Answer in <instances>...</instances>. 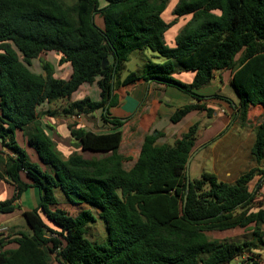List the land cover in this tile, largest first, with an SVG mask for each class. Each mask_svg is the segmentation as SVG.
I'll use <instances>...</instances> for the list:
<instances>
[{
	"label": "trees",
	"instance_id": "1",
	"mask_svg": "<svg viewBox=\"0 0 264 264\" xmlns=\"http://www.w3.org/2000/svg\"><path fill=\"white\" fill-rule=\"evenodd\" d=\"M71 1L0 0V143L6 150H0V178L7 177L16 190L0 202V214L14 213L29 189L39 192L38 207L23 214L29 232L13 240L0 238V264H54V259L58 264H261L249 250L251 242L214 240L211 234L252 228V236L264 246V208L257 201L264 168L252 167L234 183L205 172L190 182L188 191L186 167L199 131L195 124L172 145L158 142L161 132L147 135L127 169L132 158L119 153L125 123L112 117L111 109L119 104L121 87L144 80L175 87L196 102L177 109L172 123L193 111L212 117L215 111L206 101L229 99L206 98L198 91L211 86L217 75L222 81V74L231 72L239 98L234 109L242 121L252 108L264 110V0H180L174 15L192 17L174 48L165 34L177 20L168 24L162 17L171 0ZM97 16L103 28L97 26ZM146 50L165 61H147L142 72L122 79L130 57ZM52 52L62 56L60 66L71 65L69 80L56 78L55 67L45 60L42 74L32 70L34 60ZM189 71L195 72L191 84L174 78ZM95 83L99 101H70L81 86ZM59 101L69 102L49 116L102 111L113 132L97 134L72 123L69 131L82 151L104 157L86 159L77 152L64 157L58 151L42 127L38 108ZM18 131L25 132L45 169L19 145ZM251 156L258 165L264 161V122ZM56 189L73 205L86 203L99 210L107 229L105 243L87 238L96 222L92 213L72 215L61 208ZM11 244L16 248L6 249Z\"/></svg>",
	"mask_w": 264,
	"mask_h": 264
},
{
	"label": "crops",
	"instance_id": "2",
	"mask_svg": "<svg viewBox=\"0 0 264 264\" xmlns=\"http://www.w3.org/2000/svg\"><path fill=\"white\" fill-rule=\"evenodd\" d=\"M165 13L166 12H164L162 15L163 19L165 17L164 16ZM98 17L99 16L95 18L96 24ZM174 17L175 18L173 20L168 19L166 21L164 19L165 22L168 24L173 22L174 20H177L176 23L172 25L165 34L166 43L168 40L169 45L168 43L167 45L171 48L176 47L177 36L180 34L182 29L185 27V25L191 20L192 16L187 15L184 17H177L174 15ZM50 54H52L50 59L49 58L43 59L41 58L42 57L41 55L38 61L41 62L45 60L50 62L54 67L56 65L57 67H55V77L59 79L69 80L72 75L71 65L64 64L60 66L59 62L62 56L55 52L49 53V55ZM151 57L154 60H157L158 62L161 63L165 61L154 55H151ZM53 58L57 60L56 63L52 61ZM42 73H43V69L42 71L38 72V74H42ZM174 78L185 84H191L195 78V72L192 71L178 72L174 75ZM218 79L219 76L217 75L215 82L211 86L199 90L198 94L206 98L214 95L224 97L223 94H225L224 92L225 89L226 91L229 92V94H225L226 97L229 99V102L226 101L225 99H220V98L209 99L206 101L207 107L215 111L212 117H209L207 113L203 111H193L189 115H187L181 122L177 124L171 122L170 119L171 115L177 109H181L187 105L196 103L189 95L181 92L175 87L160 85L157 84L156 82H145L144 80H140L138 83L131 86L121 87L119 89V93H120L119 104L117 107L111 109V116L122 119L123 122L125 123L121 128L124 140L119 149V153L130 158L132 154L137 153V155H139L144 138L147 135L153 134L154 132L162 133V137L158 141L159 143H167L172 145L183 134L188 132L191 126L198 124L199 125L198 139L196 141L193 154L200 148L214 144V147L222 148V151H224L225 155H227L226 159L229 162L228 163L229 167L226 170L227 176H231V172L233 171V169H230L231 168L230 166H238V167L245 166L248 161L250 162V158H252V156H250V158L249 155L245 156V152L242 151L243 133L236 135L235 131L237 128H239L238 126L240 124H242V128L246 127L249 124L251 113L252 111L255 110V108L249 110L247 119L245 122H243L240 114L239 113L237 114V110L234 109L239 103V98L237 93L231 86V81L233 79L232 73L225 72L222 74V81H219ZM228 88H230L231 90H228ZM85 97H90L93 101L100 100V90L96 83L92 85L85 84L81 86L79 91L72 96L70 101L81 100ZM62 102H64V106H65L69 101H62ZM55 103L52 105H49L48 103H44L42 106L38 108V113H39V120L42 124L43 129L54 141L58 151L64 157H68L69 155L75 152L81 154L86 159H93V158L100 159L104 157V154L82 151V149L76 145L69 131V125L72 123V124H76L78 128L85 129L86 131H92L97 134H109L113 132L111 125H106L103 122L102 111L89 114L88 118L90 119L88 120L84 117V114L72 116V117H64V116L51 117L48 115V112L61 110L53 107ZM19 137L22 139L24 148L30 147V145L28 144V137L25 134V132L18 131L16 134L17 141L19 140ZM66 145H69V147L64 148ZM71 145L77 147V149L71 151L70 150ZM123 149H125L124 153L122 152ZM0 150L6 151L1 146V143H0ZM66 150L70 152L68 153L69 155L67 154ZM83 153L84 154L91 153L92 157H88L86 154L84 155ZM249 153L251 154V149ZM136 160L137 158L132 159L131 161L135 162ZM39 162H34V163L40 164L41 167L45 169V166H43L41 162L40 163ZM216 174L219 177V174L218 173ZM22 179L25 182L30 183L26 178L25 174H22ZM15 192L16 190L14 186H12L7 182V177L0 178V202L11 199L15 194ZM26 193L29 194L30 196L27 198L26 201L23 200L22 197L17 202V210L14 213L8 215L0 214L1 226H6L9 228V227L21 226L22 223L27 225L23 214L27 211H31L38 207L39 192L36 188H31L28 191H26L24 194ZM29 199H30V203L33 202L34 200L35 204L34 205L32 204L31 205L32 207L28 203ZM1 237L2 236H0V238ZM214 240H218V239H214ZM14 248H16L15 244H11L6 247V249H14Z\"/></svg>",
	"mask_w": 264,
	"mask_h": 264
},
{
	"label": "rangeland",
	"instance_id": "3",
	"mask_svg": "<svg viewBox=\"0 0 264 264\" xmlns=\"http://www.w3.org/2000/svg\"><path fill=\"white\" fill-rule=\"evenodd\" d=\"M180 0H171L167 9H166V13L164 14V19L167 21L168 19L173 20L174 17V9L177 5V3ZM68 4H71L72 1L71 0H67ZM106 3L104 1L101 2V5L104 6ZM170 15V18H169ZM97 24L99 27L103 28L104 27V21L102 20V18L98 17L97 18ZM167 43L169 45V41L167 40ZM145 52V53H143ZM143 52H136L134 53L131 57L129 62H127L124 66V71L122 74V78H126L127 75L131 72H142L143 66L147 61H152L154 63H161L158 62L157 60H154L151 55L157 56L159 58H161L163 61L165 60L164 58L160 57L159 55L151 52L150 50H146ZM49 53L42 55L41 58L43 59H47V58H51L52 54L49 55ZM150 59V60H149ZM52 61L54 63H56V59H52ZM42 64L40 61L38 60H34L33 62V66L31 67L32 70L35 73H38L40 71H42ZM55 67H57L55 65ZM228 90H231L230 88H228ZM225 94H229L228 91H226L224 89ZM223 94L224 98H227L226 95ZM228 99V98H227ZM64 106V102L59 101L56 102L55 105H53L54 108L56 109H61ZM84 117L88 120L90 118H88L87 114H84ZM264 122V110L260 107H256L254 111H252L251 113V118L249 121V124L242 128V124H240L236 129V135H239L241 133H243L242 136V143H243V147H242V151L245 152V156L249 155V158L251 156V154L249 153L251 147L253 146V143L255 141V137H256V131L257 128ZM243 130V132H242ZM19 145L23 147V142L22 139L19 137ZM172 142V140H171ZM69 145H66L64 148H68ZM24 148V147H23ZM25 151L28 153L30 159L32 162H39V159L37 157V154L35 152V150L32 147H28V148H24ZM77 147L71 145L70 150H76ZM67 154L70 153L68 150H66ZM122 152H125V149L122 150ZM84 154V153H83ZM88 157H92V154H87L85 153ZM84 154V155H85ZM69 155V154H68ZM97 156V155H96ZM137 153L136 154H132L131 158L132 159H136L137 158ZM99 157V156H98ZM227 155H225V152L222 151V148H217L214 147V144L210 145V146H206L203 148H200L199 150H197L194 153L193 156V160L191 162L190 168H189V179L191 182L198 180L201 178V175L203 173H218L219 177L222 181H225L227 183H234L235 179H237L239 177V175L244 174L246 171H248V169H251L252 167H261L264 168V161L258 165L253 158H250V162L248 161L246 163L245 166H230V169H233V171L231 172V176H227L226 170L229 167V162L226 159ZM40 163V162H39ZM134 164V161L128 162L126 163L125 167L127 169H130ZM258 182V179H256L255 181H253L250 185L251 190L254 189V187L256 186ZM55 195L60 203V207L67 210L69 213H71L72 215H77L79 212L83 211V210H88L92 213V215L96 218V222L90 224V232H89V236L87 237L90 241L92 242H97V243H105L107 240V229H106V224L105 222L100 219L99 216V210L89 204L86 203H81V204H71L69 203V201L67 200V198L65 197V195L62 193V191L60 189H56L55 190ZM29 194H23V200H27V198L29 197ZM257 201L263 206L264 208V185L262 187V189L260 190L258 197H257ZM29 205L31 206L32 204L34 205V200L33 202L30 203V199L28 201ZM32 207V206H31ZM8 228V227H7ZM252 228L249 229H237V230H231V231H224V232H215L211 234V237L214 239H218V240H232L235 242H239V243H243V242H251V247L249 248L250 251H252L253 255H255L254 257L256 259H258L261 264H264V246H261L259 244V242L257 241V239L252 236ZM20 232H29V229L27 227V225H25L24 223L21 224V226L18 227H9L7 232L5 233V235H2V237H4L5 239L8 240H13L17 234H19ZM1 236V235H0ZM247 254L249 256H251V253L247 251ZM253 257V256H251ZM238 263V260L235 262H232V264ZM54 264H58L56 262V260L54 259Z\"/></svg>",
	"mask_w": 264,
	"mask_h": 264
},
{
	"label": "water",
	"instance_id": "4",
	"mask_svg": "<svg viewBox=\"0 0 264 264\" xmlns=\"http://www.w3.org/2000/svg\"><path fill=\"white\" fill-rule=\"evenodd\" d=\"M108 65H109L108 60H104V62H103V68H106ZM0 142H2V139H0ZM193 156H194V154L189 158V160L187 162V167H186L187 181H188V188H187V190L188 191H189V185H190V182H191L190 179H189V168H190L191 162L193 160Z\"/></svg>",
	"mask_w": 264,
	"mask_h": 264
},
{
	"label": "built area",
	"instance_id": "5",
	"mask_svg": "<svg viewBox=\"0 0 264 264\" xmlns=\"http://www.w3.org/2000/svg\"><path fill=\"white\" fill-rule=\"evenodd\" d=\"M8 228L6 226H1L0 225V235H5V233L7 232Z\"/></svg>",
	"mask_w": 264,
	"mask_h": 264
}]
</instances>
